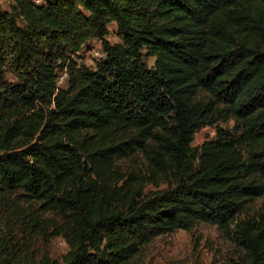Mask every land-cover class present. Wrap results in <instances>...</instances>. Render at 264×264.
<instances>
[{
    "label": "trees",
    "instance_id": "trees-1",
    "mask_svg": "<svg viewBox=\"0 0 264 264\" xmlns=\"http://www.w3.org/2000/svg\"><path fill=\"white\" fill-rule=\"evenodd\" d=\"M92 40L105 55L90 70L77 61ZM206 126L215 137L194 147ZM136 155L165 189L143 194L135 172L119 176L118 159ZM1 192L65 218L62 263L39 264H129L197 223L233 232L245 259L232 264H264V214L246 216L264 200V0L0 9Z\"/></svg>",
    "mask_w": 264,
    "mask_h": 264
},
{
    "label": "rangeland",
    "instance_id": "rangeland-1",
    "mask_svg": "<svg viewBox=\"0 0 264 264\" xmlns=\"http://www.w3.org/2000/svg\"><path fill=\"white\" fill-rule=\"evenodd\" d=\"M13 0H0V9L8 10ZM108 40L117 43V29L110 24ZM93 51L102 52L101 43L92 40L89 48L80 55L78 63L86 68L95 69L96 58ZM149 67L154 59L146 57ZM9 81H15L8 76ZM58 86L66 89L68 77L59 73ZM218 127L233 129L234 123L218 122ZM235 131V130H234ZM215 126L201 128L194 136L193 146L197 147L214 138ZM116 171L129 181V174L135 172L142 183V193L156 192L166 188V183L151 177L148 166L141 155L133 158L118 159ZM133 180V178H131ZM123 180V181H124ZM122 181V182H123ZM120 182L119 186L123 183ZM139 183L131 184L137 188ZM264 214V200L257 199L249 205L246 216ZM66 220L58 213H44L38 204L29 203L14 193H0V264L12 260L13 264H39L47 253L52 260L62 263V257L69 247L60 231L65 228ZM245 259V251L240 247L233 232L224 231L216 225L197 223L190 230H177L156 237L149 245L132 258L129 264H232Z\"/></svg>",
    "mask_w": 264,
    "mask_h": 264
},
{
    "label": "built area",
    "instance_id": "built-area-1",
    "mask_svg": "<svg viewBox=\"0 0 264 264\" xmlns=\"http://www.w3.org/2000/svg\"><path fill=\"white\" fill-rule=\"evenodd\" d=\"M40 0H36V2H39ZM92 55L96 58V61L101 60L104 57V53L102 52H98V51H93ZM66 77V74H64V78Z\"/></svg>",
    "mask_w": 264,
    "mask_h": 264
}]
</instances>
